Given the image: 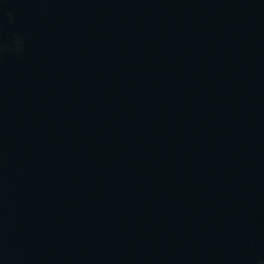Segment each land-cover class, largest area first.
I'll list each match as a JSON object with an SVG mask.
<instances>
[{
    "label": "water",
    "instance_id": "1",
    "mask_svg": "<svg viewBox=\"0 0 264 264\" xmlns=\"http://www.w3.org/2000/svg\"><path fill=\"white\" fill-rule=\"evenodd\" d=\"M0 264H264V0H0Z\"/></svg>",
    "mask_w": 264,
    "mask_h": 264
}]
</instances>
